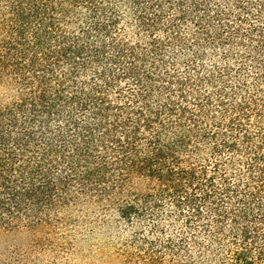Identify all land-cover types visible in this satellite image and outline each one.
I'll list each match as a JSON object with an SVG mask.
<instances>
[{
	"label": "trees",
	"instance_id": "obj_1",
	"mask_svg": "<svg viewBox=\"0 0 264 264\" xmlns=\"http://www.w3.org/2000/svg\"><path fill=\"white\" fill-rule=\"evenodd\" d=\"M83 200L264 264V0H0V228Z\"/></svg>",
	"mask_w": 264,
	"mask_h": 264
},
{
	"label": "rangeland",
	"instance_id": "obj_2",
	"mask_svg": "<svg viewBox=\"0 0 264 264\" xmlns=\"http://www.w3.org/2000/svg\"><path fill=\"white\" fill-rule=\"evenodd\" d=\"M150 218L127 221L115 204L83 200L64 207L59 220L0 228V264H224L229 259L227 249H207L210 242L189 230L179 248L185 229L168 211L158 215L160 221ZM169 238L176 240L173 248L166 247Z\"/></svg>",
	"mask_w": 264,
	"mask_h": 264
}]
</instances>
